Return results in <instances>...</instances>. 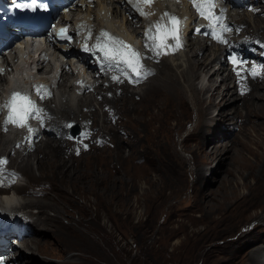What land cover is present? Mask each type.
I'll return each mask as SVG.
<instances>
[{"label":"rangeland","instance_id":"rangeland-1","mask_svg":"<svg viewBox=\"0 0 264 264\" xmlns=\"http://www.w3.org/2000/svg\"><path fill=\"white\" fill-rule=\"evenodd\" d=\"M106 1L98 0L97 4L102 3V5H105L106 7V5L110 2ZM126 1L128 2V0ZM172 1L173 0H153L149 6L152 7L153 10L156 9L158 4V7L162 9V11H158L161 16L165 12L173 14L172 11H174L175 8L176 11L181 9L186 11V6L182 7L181 4ZM259 1V4L262 5L260 7H262L261 9L263 11L264 0L263 2L262 0ZM248 2L249 1H247V3ZM79 3L84 4L85 1L80 0ZM97 4L96 7L91 8V3L88 2L86 5L90 6H86L84 14L86 15V13H88V17H94V13L99 12L101 9V7H97ZM225 4L229 6L227 3ZM154 5L156 6L154 7ZM140 7L143 9L142 5ZM135 8L136 7H133L135 12H138L133 16V21H136L133 25L135 28L139 29V32H137V35L139 34L138 36L135 35V38H131L130 34L124 31L123 28H121L120 32V30L117 29L119 24H121L120 18L117 19L113 17L112 10L109 11L113 17L110 19L111 24L109 25V28L118 33L122 40L129 41L131 46L135 44L136 48H140L137 52L143 57L141 60L143 63H141L143 66L145 65L144 68L152 67V61L146 56L148 55L149 47L145 44V39H147L148 36L144 38L142 31L148 32L146 31V28L149 30V28L155 24L152 22L151 16L152 14H155V10H153L152 14L150 15H141L140 11ZM240 9L241 8H234L231 10L229 12L230 16L228 15L229 17L227 18H229L230 20H228L231 21L232 16L234 17H232L234 20H237L238 18V20H240L243 17L247 33L243 34L244 31L240 30L241 27L239 26L240 29H238L242 31V36L237 34V40L239 41V38L242 37L243 39L249 40L253 43L255 49L252 52V56L249 58L248 56L243 57V54L236 51L237 47L232 49L233 46H236V44L232 46V44L226 43L220 48L227 47V50L236 51V54L234 53L235 56L239 59L245 58L244 61H246V59H253L255 62L253 65L246 64L245 67H240L241 65H239L237 68H234L237 69L235 71H238L239 73L242 72V77L244 75L245 78L252 80V82H255L256 84L259 82L258 77H252L250 70H252L253 66H264V22L261 23L258 20L256 22L254 15L251 13L255 12L252 8V10L250 8H246L245 10ZM101 18L102 17L99 14L97 19L98 23H101ZM104 19L106 22L108 16L107 19ZM185 19L186 18H184L180 24L181 33L183 35L186 34L188 29H190V27H188L185 29V31H182L188 20L186 19L185 21ZM167 20L168 18L165 17V22H167ZM200 20L201 19L191 25L194 28V36L190 35L191 32L188 31L185 41L188 38H195L197 41L209 39V36H203L202 38H197L195 36L197 35L195 33L196 30L202 25V23H199ZM103 21L102 23H104ZM233 24L234 22L231 21V31L228 28V31H230L228 34L229 39H231L230 36L233 34L232 31L236 29L235 25ZM225 35L226 31L224 32L223 36ZM218 36H220L222 39V35ZM212 37L214 38L213 35ZM185 41L183 40V42ZM175 42L177 43L176 40L169 38L167 44L171 43L175 48ZM179 42L182 44V46L176 51L174 50L172 54L175 55V57L176 54L181 55V57H179L178 60H174L175 57L170 53L169 55L167 54V60L170 64H172V70L174 75L177 77V86L181 90V93L178 92L179 96H177L178 94L175 96V101H177V104H175L176 106H174L172 109L166 107L165 111L160 114H163V119H161L162 122L160 125L157 122L158 117L153 119L148 113L151 109L150 99L153 97V90H151V86L154 85L152 84L153 80H155L154 82L156 84L154 87L159 85V82L162 85L160 80L161 78H158V76H162L159 75L160 69H158V67L152 70L148 69L150 70V73H154L155 76L157 75V77L154 76L155 79L153 77L150 82H146L144 85L135 84L128 87L127 92L133 91L131 100L133 99L132 101H135L138 106V109H136L133 114V111H127L126 109L129 106V104H127V100L124 101L118 99L120 100L118 101L116 99L117 96L114 98L111 97V95L114 94V90L117 92L116 88L118 89V87L122 86L120 82L124 81V78L118 82H111V86L110 80H106L107 77H104L108 75L99 73L97 75L102 76L101 78H97L100 79V84H98L97 81H94L95 89L88 91V93L86 92L84 95H78L74 92L73 87L68 85L71 84V78L74 74H78L79 77H83L85 73L82 72L83 70L77 72L75 69L76 67L72 66L73 73L70 74V68L66 66V70L67 72L69 70L70 75L64 76L65 80L62 83L66 84V87H61V85L57 87L56 98L53 101H51L49 98V101L51 102L49 103V106L45 105L44 112L47 113V107L56 109V107H60L62 103L70 104V106L76 110V113H74V115L70 114L71 116L69 117H74V120L80 121L83 124V133L77 138L88 135L86 140L78 139L79 144H75L71 140L65 139L63 137V130L61 135L57 137L58 139L53 142V144L57 143V146L59 147H57L53 152L52 150L49 151L52 152V155H50L52 159L58 160L59 162H64L63 167L61 166L56 172V179L60 183L62 182L65 188H67V196H70L72 193L71 200H69V202L61 200L59 203L60 205L62 204L61 207H64V209L62 207V212L59 211L60 215L62 214L61 219L63 222L61 224H72L74 228H79V230L78 234L70 233V237H73V235H76L77 237L72 240L73 246L70 248L71 250L66 251L65 254L60 256V259H57L58 257L51 258L47 255L41 256L36 252L25 253L28 255L27 261H25L24 264H63L61 261L67 258L70 259L69 261H76L77 258L79 259L78 261H80L79 264H250L249 257L253 253H257L258 255V248L264 246V242L258 238H264V231L259 232V228H256L249 235H247V232L254 224H256V222H259V216L264 214V185L256 189L253 194L252 200H255V204L257 205H249L251 203V199L247 198L245 199L246 201L244 200L240 205H238L236 200L230 197L231 194L229 193L232 191L231 188L235 187V190H237L236 194L242 196V194L246 193V187L241 185L242 181H245V183L251 185L253 184V177L246 178V173L248 170L244 169V165L254 162L256 157L260 155L261 151H264V141L260 146H257V143L264 138V106L262 103L264 96L261 97L260 95V98L255 96L254 99L255 101L257 100V104L262 106H258L255 111L251 109V113L247 111L246 107H239L240 118L237 119V124H239L241 121L240 126L232 124L234 121H236L235 117H232V119L228 118L224 122L221 121L222 118L219 115H216L218 110L215 109L216 107L211 108L209 110L210 113H203L205 114V117L202 119L200 114H202L203 106H205L207 102L203 100L210 93V91H206L204 93V88H209L208 85H211V88H214V85L218 84L220 80L224 78L227 70L230 69L226 67L227 69L225 73H223V71L221 75H215L214 82H211L212 84L206 81L207 75L205 73L199 72L198 70L196 72H188V60L194 59L195 53H198L197 57L200 60H203L204 57H202V51L200 53V51H197L193 48L195 44H190L188 47H185L180 36ZM109 43L113 45L111 40ZM190 48L191 50H189ZM216 49V45H211L207 50L204 51L205 56H207L206 61L213 57V55L216 53ZM124 50L126 51V49ZM244 50L247 52L246 47ZM185 53L188 55L186 56ZM225 55L226 54H222V57ZM164 56H166V54H164ZM59 60H62V58H59ZM53 62L54 61L52 59V64H49L48 69L45 70L46 72H51ZM178 62L182 64L181 66L176 67L175 64L177 63L178 65ZM218 64L217 62H214L213 67L216 68ZM125 67L126 66H124V69H126ZM157 69L158 72H155ZM262 70L264 69H260V73L263 74L264 81V71ZM126 71L128 73L127 75L125 74L126 77L135 76V73H133L131 69H126ZM40 72H42V70ZM44 74L45 73H42V75ZM184 74H186V76ZM4 77L5 82H0V93L5 88L7 84L6 81L10 75L5 76L4 74ZM187 77L189 78V81L185 80ZM232 77L226 83H228L233 90L236 75L234 76L233 74ZM107 82L110 83L109 86L107 85ZM96 84H98L99 87H97L98 85ZM189 84L190 86H194L198 91L202 90L201 94L197 91L198 94L196 93L195 95L197 100H195L193 97L194 94H192L189 90ZM242 84L245 85L244 83ZM171 85L173 86V91H176L174 84ZM64 88H66L67 91L65 92V96L62 97ZM106 89L108 91H112L108 92ZM144 90L147 92V97L145 100L142 99L144 98L142 95ZM243 90L247 91L246 88ZM258 90H260V88H251V91L253 92H259ZM240 91L242 90L240 89ZM103 95L107 98L110 96V99L113 98V102L115 103H110V101L104 100L105 98ZM137 95L139 97H137ZM141 95L143 97H141ZM85 97H87V100L89 97L88 103L86 101L80 102L79 98L84 100ZM99 100L103 104L100 102L98 103ZM78 101L80 104H78ZM83 104H89V106ZM254 104H252V107ZM104 105L105 108H107H103L102 110L101 106L104 107ZM114 106H116V108ZM229 106L231 107L229 104L226 105L223 110H226L225 112L230 115V113L233 112V109L229 110ZM118 108L119 112L117 111ZM93 110L94 116L89 115ZM106 111L109 113V115ZM225 112H223L224 115ZM60 114L61 113L55 114L56 117L51 116L53 120L56 118V122L53 124H57L59 126L63 123L64 126L67 119L64 118V115L61 116ZM84 114H87V116ZM253 114L254 116H252ZM46 115V117H48V114ZM91 118L93 120H91ZM201 119L204 120L209 126L208 131H205L206 136L204 137L207 145H216L217 143L224 144L225 147H231V151H229V158L231 159L227 160V167L226 165H219L217 167L219 170H215L213 174H210V169L212 167H216L219 160L217 158L215 159V157L210 160H206L203 155L204 153L199 150L200 146L198 140L202 139L200 131L205 129L204 127L198 128L201 127L197 125ZM152 120H154V122ZM49 123L51 124V122ZM103 127L105 129H103ZM109 127H112L113 129H110ZM51 128L52 127L49 128V132L53 131ZM142 130L144 131L142 132ZM66 132L68 138H72L69 136L67 130ZM151 133L153 134L150 135ZM236 134L237 137L232 141ZM11 135L12 134L7 132L6 136L8 137L6 138L13 140ZM114 135H118L119 139L116 140ZM47 138L49 140L53 139L51 137ZM5 140L7 143L5 142L0 144V158L3 156L2 152L6 151L9 146L11 147V143L8 142L7 139ZM42 140L43 139L39 141L40 143H38L37 147L33 150L35 152H23L24 154L20 152L19 156L16 155L15 157H12V161L10 160V162L8 161L6 164H4V167L1 165V167H3L2 170H6L8 167L15 171L12 175H8L12 177V179L10 177L12 181L11 186L5 185V180L7 178L0 177V181L3 182L0 184V197H4L0 198L1 201H6L7 195L4 193L8 194L9 199L14 198V202H10L8 204L15 206H20L30 199L39 200L41 203L47 204L52 202L53 198L56 197L58 190H56V188H53L52 190V180H55L41 178L39 176L41 169H39L37 166L38 161L39 164L42 165V162L47 156L45 154L46 147L44 149ZM128 140L131 141V145L127 144ZM0 143H2V141ZM85 145H87L86 148ZM118 147L121 154L124 156L122 161L115 157ZM230 147L228 149H230ZM2 148L4 150H2ZM249 150L250 152H248ZM32 153H34V155ZM240 154L242 157H244L242 158ZM27 158H31L30 161H28L30 162L29 164L31 165L32 169L31 174L35 176V180L28 179V175L21 169L24 166ZM239 158L241 160H239ZM232 159L234 160L232 161ZM16 162L18 164L20 163L19 167L17 166L18 164ZM200 168L204 172L203 178L196 177V174L194 173L195 169ZM42 169L46 170V167H43ZM235 171H239L240 173L237 172V174ZM258 172L259 168L256 165L255 168L253 167V173L257 174ZM1 176L4 175L1 174ZM89 177H96L97 181L95 179V181L91 183H80L76 187L74 184L70 185L71 181H76L78 178L87 179ZM14 178H17L16 185H19V191L13 189L15 186V184L13 185ZM40 186H42V189ZM23 187H25L24 189L26 191L23 190ZM30 193H32L33 196H31L32 194ZM237 205L238 210L236 209ZM18 206H16V208ZM20 208L21 210L27 211V215L28 213L34 215L32 217H28L29 220L31 219L32 221L36 216V211L39 209L37 206H30L29 208L25 209L22 207ZM45 209L50 215L55 213L52 208L46 207ZM31 220L29 221L31 222V226H27L25 223L27 232L26 234H22L19 239L23 237L28 238L35 235V231L38 230V227H35L36 225H34V223L32 224ZM64 231L65 230H62L59 235L54 237V239L62 237L64 235ZM255 238L257 241H254ZM19 239L14 237L10 240L15 241L18 245L17 249L19 248L22 251L24 247H20L18 243ZM50 239L49 247L58 252L60 255L62 251L61 245L58 246L56 243L54 245ZM74 252L77 254L69 255L70 253ZM263 258L264 255L262 256V259Z\"/></svg>","mask_w":264,"mask_h":264},{"label":"bare ground","instance_id":"bare-ground-1","mask_svg":"<svg viewBox=\"0 0 264 264\" xmlns=\"http://www.w3.org/2000/svg\"><path fill=\"white\" fill-rule=\"evenodd\" d=\"M106 1V0H105ZM107 1H110L108 4H109V6H108V4L106 5V7H105V5H102V3H100V4H97V7H101V9H100V11L99 12H97V13H94V19H98V16H99V14L101 15V19H102V21H103V19L104 18H106L107 19V16H108V13H109V11H111L112 10V14H113V17H115V18H117V19H119L120 18V21H121V24H119V26H118V28L117 29H119L120 30V32H121V28H123L124 29V31H126V32H128L129 34H130V36H131V38H135L136 36L135 35H137V32H139V29H137V28H135V26L133 25L136 21H133V16L138 12H135V10L133 9L132 10V6H130L129 5V3L126 1V0H107ZM106 1V2H107ZM126 2V4H121L122 2ZM249 2L247 3V1L246 2H242L241 0H225V2L224 3H227L228 5H229V7L230 8H232V9H234V8H241V9H243V10H245L247 7H249V8H252L253 9V11H255L254 13L253 12H251L253 15H254V17H255V19H256V22H257V20L258 21H260L261 23L262 22H264V19H263V16H264V10L262 11V7H260V6H262L261 4H259V0H248ZM104 2V1H103ZM262 2H263V0H262ZM256 3H258V4H256ZM157 4V3H156ZM127 5V6H126ZM90 5H88L87 7H89ZM142 6H143V11L144 12H146V13H150V14H152V11L153 10H155V14H152L151 16H152V22L153 23H155L156 24V22L158 21V20H160V16H161V14L160 13H158V11H162V9H160L159 7H158V4H157V6L156 5H154V7L156 6V9H153L152 10V7H150L149 5H147V4H142ZM246 7V8H245ZM135 9H137V7L135 8ZM240 9V10H241ZM251 9V10H252ZM255 9V10H254ZM138 10V9H137ZM108 12V13H107ZM240 13V12H239ZM243 13H244V11H243ZM242 13V14H243ZM263 13V14H262ZM88 13H86V16L88 17V15H87ZM119 15H121V16H119ZM230 15V14H229ZM232 15V14H231ZM112 17V18H113ZM229 17V16H228ZM233 17V16H232ZM232 17H231V21L232 22H234V24L233 25H235V28L236 29H238L239 28V26L241 27V29L240 30H242V31H244L243 32V34H245V33H247V31H246V25H245V21H243V17H242V19H240V20H234V19H232ZM89 18V17H88ZM234 18V17H233ZM184 19V18H183ZM229 19V18H228ZM230 20V19H229ZM100 21V20H99ZM102 21H101V23H99V24H103L102 23ZM185 21H186V19H185ZM231 21H228L227 22V24L229 25V26H232L231 25ZM255 21V20H254ZM104 22V21H103ZM139 22V21H138ZM248 22V21H247ZM167 23V22H166ZM111 24V22L110 21H106L105 22V24H103L104 26V31H106L107 33H110L111 34V36H116L119 40H122L121 38H120V36L118 35V33H116V32H114L113 30H111L110 28H109V25ZM118 24V23H117ZM140 24V23H139ZM259 24V23H258ZM105 26H106V28H105ZM132 27H134V28H132ZM189 26H187V25H185L184 27H183V29H182V31H185V29H187ZM139 28V27H138ZM247 29H248V27H247ZM102 29H101V27L99 28V31H101ZM240 30H235L234 32H233V35L232 36H230V38L231 39H229V37H227V43L228 44H232V46L234 45V44H236V47H237V50L236 51H238L239 53H241V54H243L244 56L243 57H245V56H248V58L249 57H251L252 56V52H253V50L255 49V47H254V45L249 41V40H245V39H243L242 37L241 38H239L240 40H242L241 41V44H238L237 43V34H240L241 35V33H242V31H240ZM146 31H148V28H146ZM153 31L155 32V29H153ZM143 32V36H144V38L147 36L146 35V33L147 32H144V31H142ZM224 32L225 31H222V36L224 35ZM141 34V33H140ZM234 34H235V37H234ZM139 35V34H138ZM137 35V36H138ZM226 35H227V33H226ZM142 36V37H143ZM194 36V35H193ZM192 36V37H193ZM242 36V35H241ZM240 37V36H239ZM169 38H171V37H169ZM127 39V38H126ZM169 40V39H168ZM208 40L209 39H204V40H196L195 38L194 39H191V38H188L185 42H183L184 43V45H185V47H188L190 44H195V46H193V48L194 49H196L197 51H200V53H201V51H202V57H204L203 58V60H200L198 57H197V54L198 53H195L194 55H195V57H197V58H195L194 57V59H190V60H188V67H187V70H188V72L189 71H194V72H196L197 70L199 71V72H203V73H205L206 75H207V78H206V81L207 82H214V76L215 75H221L222 74V72L223 73H225V71H226V63L225 62H221L220 60H221V58H226V55L225 56H223L222 57V54H226L225 52L227 51V47H224V48H220V47H218V49H217V54H214L213 55V57L210 59V60H208V61H206V58H207V56H205V50H207L209 47H210V42H208ZM239 40V41H240ZM113 42V41H112ZM124 42V44H125V41H123ZM157 43L159 44V43H163V37L162 36H160V35H158L157 36ZM176 43V42H175ZM108 44L109 45H111L109 42H108ZM145 44L149 47V51H148V55H146L147 56V58L149 59V60H151L152 61V67H148V68H146V69H150V70H152V69H155V68H157L158 67V69H160V74L159 75H162L161 77H159L158 76V78H161L160 80H161V83H162V85L160 84V82H159V85H157L156 87H154L156 84H155V80H153V82H152V84H154L153 86H151L152 88H151V90H153V92H152V94H153V97H152V99H150V104H151V109L149 110V114L152 116V118L153 119H155V118H157V122L159 123V125H160V123L162 122V120L161 119H163L162 117H163V114L162 115H160L161 113H163L164 111H165V109H166V107H168V108H170V109H172L174 106H176L175 104H177L176 102L177 101H175L176 100V98H175V96L178 94V92H180L181 90L179 89V87L177 86V77L174 75V73H173V70H172V64H170L169 63V61L167 60V56L171 53V55H173L172 53L174 52V46L171 44V43H168L167 44V46H166V48H165V51L168 53V55L166 54V56H164V55H159V56H157L152 50H151V45H152V41H151V39L148 37L147 39H145ZM146 45H145V47H146ZM44 46L45 47H47V44H44ZM190 47H192V46H190ZM247 48V52L244 50V48ZM52 50H53V53L54 54H56L58 57H60V58H62V57H65L66 56V54L68 53V52H70L71 54H73V55H77V52H76V50L74 49V48H70V50L68 51V52H63L61 49H60V46H58V45H52ZM145 49V48H144ZM194 49H193V51H194ZM42 50L43 51H47L44 47L42 48ZM189 50H191V48L189 49ZM176 51V50H175ZM236 51H234V50H232V52L233 53H235L236 54ZM204 52V53H203ZM41 53V52H40ZM46 54H47V52H45ZM176 53V52H175ZM174 53V54H175ZM194 53V52H193ZM186 54V53H185ZM49 55V54H48ZM188 54H186V56H187ZM56 56V57H57ZM97 56L101 59V60H105V58L103 57V55H102V53H98L97 54ZM145 56V57H146ZM174 57H175V55H173ZM179 57H181V55H178V54H176V57L174 58V60L175 59H179ZM189 57V56H188ZM242 57V58H243ZM262 57V56H261ZM147 59V60H148ZM258 60V59H257ZM5 61H6V65H5V68L7 69L8 67H11V70H13V69H15V75H16V77L19 79V81H22V82H25L27 79L26 78H29V79H31L30 77H37L38 76V74L39 73H42V72H40L42 69H44V68H46L49 64H50V59L49 60H46L45 59V57L42 55V54H34V55H32V56H29V58H27L26 60H24V61H22L19 65H17V66H15L14 68H13V65L11 66V64L9 63V61L7 60V59H5ZM72 60H70V62H67V60H65V61H63V59L62 60H59V58L58 59H56V64H55V70H57L58 68H62V69H64V66L66 65V64H69V65H71V67L73 66V67H76L75 66V63H73V62H71ZM219 61H220V63H219ZM225 61V60H224ZM142 63H143V61H141ZM214 62H217V63H219V65L215 68V67H213V63ZM255 62H254V60L253 59H250V60H248V59H246V61H244L242 64H241V66L240 67H245V65L246 64H251V65H253ZM180 64V62H178V65H177V63L175 64L176 65V67H179V66H181V64ZM51 65V64H50ZM149 65V64H148ZM145 66V65H144ZM239 65H231V68H230V70H227V72H226V74H225V76H224V78H222V80H220V82L218 83V84H215L214 85V88H211V85H208L209 86V88L208 87H205L204 88V93L206 92V91H210V93H209V95L207 96V97H205L204 98V100L203 101H207L206 102V105L205 106H203V109H202V114H200L201 115V117H202V119H204V117H205V114H203V113H206V112H209V110L211 109V108H214V107H216L215 109H218L217 110V112H216V115H219L221 118H222V120L221 121H225V120H227L228 118H231L232 119V117H235V119H236V121H234V123H232L233 125H239L240 126V122H239V124H237V119L238 118H240V116H239V107L240 106H243L244 108L246 107V109H247V111L248 112H250L251 111V109H253V111H255L256 109H257V107L258 106H262V105H260V104H257V100L255 101V96H257V98L261 95V97L262 96H264V81H263V74L262 73H260L259 75H256V76H253L252 75V77H258V81L260 82H258V83H256L255 84V82L253 83L252 82V80H249L248 78H245L244 77V75H243V77H242V72H238V71H235V70H237V69H235V68H237ZM69 67V66H68ZM235 67V68H234ZM70 68V67H69ZM126 68V67H125ZM34 69H35V71H34ZM48 69V67L46 68V70ZM127 69V68H126ZM125 69V70H126ZM158 69L157 70H155V72H158ZM245 70V69H244ZM95 71V70H94ZM251 71V70H250ZM262 71H264V70H262ZM66 72L67 71H65V70H62L61 71V77L64 75V74H66ZM68 72H69V70H68ZM82 72H84V71H82ZM71 73H73V70L72 69H70V74ZM85 73V72H84ZM101 74H103L104 73V75L106 74L105 73V71L104 70H102L101 72H100ZM238 73H239V75H238ZM156 74V73H155ZM183 74V73H182ZM233 74H234V76L236 75V77H235V83H234V89L232 90L231 89V86L228 84V83H226V82H228V80L233 76ZM185 76H186V74H184ZM5 76H6V74H5ZM41 77L43 76V75H40ZM155 75H154V73L152 74H149V75H147L146 76V78H144V79H141L140 80V82H138V83H136V82H130V80H129V77H127V78H125L124 79V81H122V82H120V84L122 85V86H120V87H118V85H117V87H118V89L116 88V91L117 92H115V90H114V94L113 95H111V97H116L117 96V100L118 99H121V100H127V104H129V106L126 108L127 109V111H133V114H134V111L136 110V109H138V106H137V103H135V101H132L131 100V96L133 95V91L132 92H127L128 91V87L130 86V85H135V84H137V85H141V84H145L146 82L148 83V82H150L151 81V79L154 77ZM183 76V75H182ZM98 77H102L101 75L100 76H98V75H96L95 77H94V79L95 80H98L97 78ZM134 77V76H133ZM155 77H157V75L155 76ZM155 77H154V79H155ZM157 78V79H158ZM233 78V77H232ZM156 79V80H157ZM106 80H107V78H106ZM122 80V79H121ZM185 80L186 81H189V78L187 77V78H185ZM1 81H3V82H5V77H4V75H1L0 74V82ZM7 82V81H6ZM9 82V81H8ZM100 82V81H99ZM157 82V81H156ZM66 83H67V81H66ZM97 83H98V81H97ZM111 83V82H110ZM211 83V84H212ZM242 83H244L245 85H243ZM2 84V83H1ZM9 84V83H8ZM7 84V85H8ZM98 84H100V83H98ZM98 84H96V85H98ZM106 84V83H105ZM119 84V83H118ZM171 84H174V86L176 87V91H173V86L171 85ZM12 84H9V87L11 86ZM61 85V87L63 86V87H66V84H63V83H61L60 84ZM59 85V86H60ZM65 85V86H64ZM108 85V84H107ZM116 85V84H115ZM1 86V85H0ZM68 86H71V84H69ZM103 86V85H102ZM109 86V85H108ZM171 86V87H170ZM6 87V86H5ZM72 87V86H71ZM97 87H99V85L97 86ZM133 87V86H132ZM188 87H190V91H191V93L192 94H194V98H195V100H197V97H195V95H196V93L198 94V92L201 94V92H202V90H197L194 86H190V84L188 85ZM222 87H223V89H222ZM252 87H254V89L255 88H260V90H258L259 92H253V91H251V88ZM105 88V87H104ZM246 88V90L247 91H244L243 89H245ZM93 89H95L94 88V86H93ZM111 89V88H110ZM113 89V88H112ZM240 89L242 90V91H240ZM104 90V89H103ZM107 90V89H106ZM67 90H66V88H64V91H63V93H62V97H64L65 96V92H66ZM108 91V90H107ZM112 91V90H111ZM111 91H108V92H111ZM198 91V92H197ZM105 92V91H104ZM142 92V91H141ZM183 92V91H182ZM88 93V92H87ZM96 93V92H95ZM107 93V92H106ZM113 93V92H112ZM181 93V92H180ZM104 94V93H103ZM140 94V93H139ZM183 94V93H182ZM84 95V94H83ZM98 95V94H97ZM110 95V94H109ZM135 95V94H134ZM142 95L144 96V98H142V99H146V97H147V92L144 90L143 92H142ZM141 95V97H143ZM203 95V94H202ZM104 96V95H103ZM177 96H179V94L177 95ZM134 97H136V96H134ZM137 97H139L138 95H137ZM141 97H140V99H141ZM181 97V96H180ZM201 97V96H200ZM87 97H85L84 98V100L82 99V98H79L80 99V102L81 101H86L87 103H88V100H89V97H88V100L86 99ZM104 100H106V101H110V103H115V102H113L114 100H113V98H111L110 99V96H108V98L107 97H105L104 96ZM260 98V97H259ZM137 99V98H136ZM178 99V98H177ZM182 99V98H181ZM241 99H243V100H241ZM97 100V99H96ZM138 100H139V98H138ZM183 100V99H182ZM260 100V99H259ZM118 101H120V100H118ZM140 101H142V100H140ZM199 101V100H198ZM79 102V101H78ZM80 102L78 103V104H80ZM100 102V100L98 101V103ZM121 102H123V101H121ZM240 102H241V104H240ZM251 102H252V104H254V103H256V104H254L253 105V107H252V104H251ZM100 103H102V102H100ZM105 103V102H104ZM117 103V102H116ZM126 103V102H125ZM140 103V102H139ZM142 103V102H141ZM261 103V102H260ZM263 106H264V100H263ZM103 104V103H102ZM109 104V103H108ZM126 104V105H127ZM231 105V107L229 108V110H231V109H233V112L232 113H230V115L227 113V112H225L226 110H223V108L224 107H226V105ZM51 105V104H50ZM83 105H86V106H89V104L87 105V104H83ZM82 105V106H83ZM92 105V104H91ZM110 105V104H109ZM117 105H119V104H117ZM125 105V106H126ZM144 106V105H143ZM56 107V106H55ZM115 108H116V106H114ZM119 107V106H118ZM252 107V108H251ZM91 108V107H90ZM89 108V109H90ZM101 108H102V110H103V108H105V105H104V107L103 106H101ZM107 108V107H106ZM105 108V109H106ZM109 108V107H108ZM176 108V107H175ZM87 109V108H86ZM93 109V108H92ZM96 109V108H95ZM110 109V108H109ZM112 109V108H111ZM124 109V108H123ZM199 110V109H198ZM46 111H47V113L46 112H43L42 114H43V116H44V114L46 113V114H48V117H47V123L48 124H50L49 122H51V124H52V127L55 125V130H56V132H49L50 134L48 135V136H46L45 135V133H44V130L43 129H41V131L40 132H42L43 134H44V141L42 140V145H43V147H44V149H45V147H46V158L44 159V161L42 162V165L41 164H39V161H38V168L39 169H41V173H40V177L41 178H49L50 180H52V179H54L55 181H53L52 180V182H53V186H52V190H53V188L55 189L56 188V190H58V193H56L57 195H56V197H54L53 198V200H52V202H49V203H47V204H44V203H41L39 200H33V199H30V200H27L24 204H22V205H20V206H18V205H16V206H18L17 208H16V206L15 205H10V204H8V203H12V202H14V198L13 199H9L8 198V194L7 193H4V194H6L7 196H6V201H1L0 200V209H3V210H5V211H8V210H10V209H12L13 210V214H17L16 212L18 211V212H21L22 210H21V208L20 207H22L23 209H25V208H29L30 206H37L39 209H38V211H36V213H35V218H34V220L32 221V224L34 223V225H36L35 227H38L37 229L38 230H36L35 231V235H33V236H31V237H28V238H26V237H23V238H21V239H19L18 240V243H19V245H20V247H24L23 249H24V251H23V249H22V251H21V249H17V250H15V252H17L18 253V255H17V257H16V260L20 263H22V264H24L25 263V261H27V255L25 254V253H39L41 256H43V255H47V256H49V257H51V258H57V259H60V256H62L63 254H65L66 253V251H68V250H71L70 248H72V246H73V241L72 240H74L77 236L76 235H73V237L71 236L70 237V233H72V234H75V233H77L78 234V230H79V228H74L73 227V225L72 224H69V225H62L61 223L63 222L62 221V214L60 215V213H59V211H61L62 210V207H61V205L59 204L60 202H61V200H63V201H67V202H69V200H71V195H72V193L70 194V196H67V188H65V186L62 184V182L60 183L57 179H56V172H57V170L58 169H60V167L62 166L63 167V165H64V162H59L58 160H54V159H52V157H50V155H52V152L57 148V147H59V146H57V143H54L53 144V142L55 141V140H57L58 138L57 137H59L60 135H61V132H63V127H62V125H57V124H53V123H55L56 122V118L53 120V118L51 117V116H55L56 117V115L55 114H57V113H61L60 115L62 116V115H64L63 117L64 118H66L68 121L69 120H74V117L73 118H70L69 116H71L70 114H73L74 115V113H76L75 111V109L74 108H72L71 106H70V104H67V103H62L61 105H60V107L58 106V107H56V109L55 108H52V107H47V109H46ZM87 111V110H86ZM105 111V110H104ZM108 111V110H107ZM106 111V112H107ZM117 111L119 112V108L117 109ZM167 111H169V110H167ZM106 112H105V114H106ZM109 112V111H108ZM107 112V113H108ZM118 112H116V113H118ZM121 112V111H120ZM147 112V111H146ZM200 112V111H199ZM223 112H225V115L223 114ZM245 112V111H244ZM263 112V111H262ZM86 113V112H85ZM89 113V112H88ZM87 113V114H88ZM93 113H94V110L93 111H91L90 112V114L89 115H91V116H94L93 115ZM125 113V112H124ZM132 113V112H131ZM166 113V112H165ZM210 113V112H209ZM209 113H208V115H209ZM251 113V112H250ZM87 114H86V116H87ZM104 114V115H105ZM119 114H121V113H119ZM118 114V115H119ZM135 114H136V112H135ZM168 114H171V113H168ZM77 115H79V114H77ZM85 115V114H84ZM98 115V114H97ZM108 115H109V113H108ZM122 115V114H121ZM124 115V114H123ZM127 115V114H126ZM207 115V114H206ZM248 115H250V114H248ZM257 115V114H256ZM47 116V115H46ZM58 116V115H57ZM139 116V115H138ZM172 116V115H171ZM252 116H254V114L252 115ZM97 117V116H96ZM134 118H136L135 116H133ZM147 117V116H146ZM200 117V118H201ZM45 118L46 117H44V120H45ZM85 118V117H84ZM112 118V117H111ZM131 118V117H130ZM133 118V119H134ZM141 118V117H140ZM150 118V117H149ZM148 118V119H149ZM247 118V117H246ZM76 119V118H75ZM86 119V118H85ZM84 119V120H85ZM200 120L199 122H198V126H201V127H198V128H205V129H202V131H200L201 132V136H202V139L201 140H198V142H199V146H200V148H199V150H201V152L202 153H204L203 155H204V158L207 160V159H212V158H214L215 157V159L217 158L219 161H218V164H217V166L216 167H212L211 169H210V174H213V172H215V170H219L217 167L220 165V166H224V165H226L227 164V160L228 159H231V158H229L230 156V152L229 151H231V147H230V149H228L229 147H225V145L224 144H217L216 143V145L215 144H212V145H207V142H206V140H205V136H206V132L205 131H208V125H207V123L204 121V120ZM44 120H43V122H42V125H43V123H44ZM52 120H53V122H52ZM88 120H89V117H88ZM91 120H93L92 118H91ZM104 120H105V118H104ZM119 120V119H118ZM121 120V119H120ZM131 120V119H130ZM63 121V120H62ZM85 121H87V120H85ZM103 121V120H102ZM111 121V120H110ZM114 121V120H113ZM149 121V120H148ZM153 122H154V120H152ZM91 122V121H90ZM121 122V121H120ZM135 122V121H134ZM249 122V121H248ZM254 122V121H253ZM99 123V122H98ZM113 123V122H112ZM50 124V125H51ZM63 124V123H62ZM102 124V123H101ZM100 124V125H101ZM115 124V123H114ZM140 124V123H139ZM145 124H147V123H145ZM242 124V123H241ZM152 125H154V124H152ZM249 125V124H248ZM252 125V124H251ZM255 125H257V124H255ZM102 126V125H101ZM242 126V125H241ZM258 126V125H257ZM3 126L0 124V128H2ZM106 127H108V126H106ZM115 127V126H114ZM148 127V126H147ZM102 128V127H101ZM110 129H113L112 127H109ZM123 128V127H122ZM130 128V127H129ZM239 128H241V127H239ZM103 129H105L104 127H103ZM107 130V129H106ZM105 130V131H106ZM240 130V129H239ZM256 130V129H255ZM144 130H142V132H143ZM156 131V130H155ZM158 131V130H157ZM259 131V130H258ZM87 132V131H86ZM106 132H108V131H106ZM131 132V131H130ZM252 132V131H251ZM150 133V132H149ZM153 133H151L150 135H152ZM155 134V133H154ZM245 134V133H244ZM9 135V134H8ZM12 136V135H11ZM91 136V135H90ZM156 136V135H155ZM6 137H8V136H6V134H4L3 133V131H1V129H0V142L2 141V143H0V144H3V143H5L6 142V140L5 139H7V141L8 142H12V140L10 139L9 140V138H6ZM39 137V135H35L33 138H32V142L33 143H35L36 141V138H38ZM47 137H51V138H53L52 140H49L48 138L46 139ZM114 137L116 138V140H118L119 139V136L118 135H114ZM154 137V136H153ZM234 137V136H233ZM237 137V134H236V136L232 139V141L235 139ZM12 138V137H11ZM112 138V137H111ZM232 138V137H231ZM148 139H150V138H148ZM154 139H155V137H154ZM86 140V139H85ZM108 140H110V139H108ZM37 141H41V140H37ZM259 141V140H258ZM264 141V138H263V140H260L258 143H257V146H260L261 145V143ZM128 143L127 144H129V145H131V141L130 140H128L127 141ZM7 143V142H6ZM40 143V142H39ZM70 144V143H69ZM264 144V143H263ZM239 145V144H238ZM9 146V145H8ZM67 146V145H66ZM2 147H3V145H2ZM6 147H7V145H6ZM10 147V146H9ZM20 147L21 146H19L18 145V149L17 150H19L20 149ZM114 147V146H113ZM195 147V146H194ZM233 147V146H232ZM240 147H242V146H240ZM263 147V146H262ZM1 148V147H0ZM116 148V147H115ZM236 148V147H235ZM243 148V147H242ZM6 149V148H5ZM90 149V148H89ZM88 149V150H89ZM234 149V148H233ZM2 150H4L3 148H2ZM37 150V149H36ZM50 150H52V152H49ZM87 150V151H88ZM80 151V150H79ZM32 152V151H31ZM33 152H35V151H33ZM248 152H250V150L248 151ZM257 152V151H256ZM3 153V152H2ZM115 153V152H114ZM258 153H259V151H258ZM24 154V153H23ZM33 155H34V153H32ZM76 154V153H75ZM235 155V154H234ZM241 155V154H240ZM253 155V154H252ZM12 156L13 157H15L14 156V154H12ZM12 156H11V159H13L12 158ZM22 156V155H21ZM263 156V157H262ZM115 157L118 159V160H120V161H122L123 160V158H124V156L121 154V152H120V149H119V147H118V151L116 152V154H115ZM194 157V156H193ZM235 157H237V156H235ZM241 157H242V155H241ZM244 157V156H243ZM242 157V158H243ZM253 157V156H252ZM17 158V157H16ZM24 158V157H23ZM126 158V157H125ZM31 159V158H30ZM30 159H28L27 158V160H26V162H25V164H24V166L21 168L23 171H24V173H26L27 175H28V179H30V180H35V176L34 175H32L31 174V171H32V169H31V165L29 164L30 162ZM126 159H128V158H126ZM195 159V158H194ZM29 160V161H28ZM234 159H232V161H233ZM239 160H241L240 158H239ZM250 160V159H249ZM12 161V160H11ZM16 161V160H15ZM21 161H22V159H21ZM73 161V160H72ZM236 161V160H235ZM10 162V161H9ZM243 162V161H242ZM17 163V162H16ZM22 163H23V161H22ZM245 163V162H244ZM14 164V163H13ZM18 164V163H17ZM20 164V163H19ZM19 164L17 165L18 167H19ZM246 164V163H245ZM16 165V164H15ZM22 165V164H21ZM228 165V164H227ZM227 165H226V167H227ZM258 166V168H259V172L256 174V173H253V167L255 168V166ZM3 167H4V165H2ZM13 166V165H12ZM16 166V167H17ZM66 166V165H65ZM215 166V165H214ZM11 167V166H10ZM14 167V166H13ZM21 167V166H20ZM43 167H46V170L44 169H42ZM237 167V166H236ZM1 168V167H0ZM8 168V167H7ZM68 168V167H67ZM244 169H247L248 170V172L246 173V178H249V177H253V184L251 185V184H248V183H245V181H242V183H241V185L242 186H245L246 187V193H244V194H242V196L241 195H237L236 193H237V190H235V187L234 188H231L232 189V191H231V193H229V194H231L230 195V197L232 198V199H235L236 200V202H237V204L238 205H240L241 204V202L242 201H244L246 198L247 199H251V203L249 204V205H254L255 203H256V201L255 200H252V198H253V194H254V192H255V190L256 189H258V188H260V187H262L263 185H264V151H261V153H260V155L259 156H257L256 157V159L254 160V162H252L251 164H246V165H244ZM15 170V169H14ZM209 170V169H208ZM231 170V169H230ZM237 170V169H236ZM240 170V169H239ZM241 171V170H240ZM15 172V171H14ZM94 172V171H93ZM228 172V171H227ZM234 172V171H233ZM236 173L237 172H239V171H235ZM194 173L196 174V177H198V178H203L204 177V172H203V170L200 168V169H195V171H194ZM240 173V172H239ZM18 174V173H17ZM22 174H23V172H22ZM83 174V173H82ZM231 174V173H230ZM238 174V173H237ZM253 174V175H252ZM18 175H20V174H18ZM80 175V174H79ZM78 175V176H79ZM91 175H92V173H91ZM23 176V175H22ZM75 176H76V174H75ZM86 176V175H85ZM89 176V175H88ZM94 176V175H93ZM202 176V177H201ZM73 177V176H72ZM77 177V176H76ZM12 178V177H11ZM64 178V177H63ZM27 179V178H26ZM95 179H96V177H89V178H87V179H76V181H71L70 182V185L71 184H74L75 185V187L77 186V185H79L80 183H91V182H93V181H95ZM96 181H97V179H96ZM78 182V183H77ZM102 182V181H101ZM96 183V182H95ZM98 183H100V182H98ZM109 184V183H108ZM238 184V183H237ZM240 184V183H239ZM26 185V184H25ZM24 186V185H23ZM229 186V185H228ZM38 187V186H37ZM41 187V189H42V186H40ZM25 187H23V190L24 191H26L25 189H24ZM35 188V187H34ZM74 188V187H73ZM13 189H15V190H17V191H19V189H20V187H19V185H15L14 187H13ZM27 189L29 190V188L27 187ZM47 190V189H46ZM228 190V189H227ZM33 191V190H32ZM35 191V190H34ZM40 191V190H39ZM75 191V190H74ZM73 191V192H74ZM35 192H37V191H35ZM41 192V191H40ZM33 193V192H32ZM32 193H30V194H32ZM27 194V193H26ZM25 194V195H26ZM36 194V193H35ZM34 194V195H35ZM39 194V193H38ZM210 194V193H209ZM228 194V195H229ZM219 195V194H218ZM31 196H33V194L31 195ZM36 196H38V195H36ZM50 196V195H49ZM53 196V195H52ZM59 196V197H58ZM248 196V197H247ZM0 198H4V197H0ZM52 199V198H51ZM243 199V200H242ZM246 201V200H245ZM231 203V202H230ZM59 204V205H58ZM259 204V203H258ZM238 205L236 206V209L238 210ZM255 205H257V204H255ZM58 206V207H57ZM46 207H48V208H52L54 211H55V213L53 214V215H50V214H48V212H47V210L45 209ZM63 209H64V207H63ZM62 212V211H61ZM27 213V212H26ZM32 216H34L33 214H28L27 215V217H32ZM263 218H264V214H262V215H260L259 216V218H258V220H259V222H256V224H254L249 230H248V232H247V235H249L250 233H252L256 228H259V232H261V231H264V222H263ZM257 219V218H256ZM31 220V219H30ZM29 220V221H30ZM31 222H27L26 223V225L27 226H31V224H30ZM79 224V223H78ZM34 227V228H35ZM29 228V227H28ZM43 229V230H42ZM62 230H65L64 231V235L62 236V237H59V238H55L54 239V237L55 236H57V235H59L60 234V232L62 231ZM50 232V233H49ZM264 233V232H263ZM245 234V233H244ZM264 235V234H263ZM43 236H44V238H43ZM50 236H51V239H50ZM264 237V236H263ZM49 239L52 241V243L55 245V243L56 244H58V246L59 245H61V248H62V251H61V253H60V255L58 254V252H56V251H54L53 249H51L50 247H49V244H50V241H49ZM259 240H261V241H263L264 242V238L263 239H261V237L260 238H258ZM254 241H257V239L255 238L254 239ZM11 242V241H10ZM75 243V242H74ZM255 243V242H254ZM75 245V244H74ZM18 246V245H17ZM17 246L15 245V244H13V243H9L8 244V248H10V249H16L17 248ZM75 247V246H74ZM73 247V248H74ZM58 248V247H57ZM26 249H28V250H26ZM60 249V248H59ZM259 249V253H258V255H257V253L256 254H252L250 257H249V260H250V264H264V259H262V256L264 255V246H261V247H259L258 248ZM255 251V250H254ZM77 253L76 252H74V253H70L69 255H76ZM38 257V256H37ZM50 258V259H51ZM73 258H75V257H73ZM70 259L69 258H67V259H64V260H62L61 262L63 263V264H79L80 263V261H78L79 259H77L76 258V261H69ZM73 260V259H72Z\"/></svg>","mask_w":264,"mask_h":264},{"label":"snow or ice","instance_id":"snow-or-ice-1","mask_svg":"<svg viewBox=\"0 0 264 264\" xmlns=\"http://www.w3.org/2000/svg\"><path fill=\"white\" fill-rule=\"evenodd\" d=\"M153 2V0H137V9L140 11L141 15H150V13H146L143 11V9L140 7V4H147L150 5ZM193 5L197 8V11L201 16H204L206 19L214 20L216 25L218 27H221V31H227L229 30L226 25H221V19L220 16H212L209 13L214 8L215 3L214 0H192ZM35 0H33V4L29 5V7H35ZM165 17L168 18L167 23L165 22ZM181 24V20L179 17L170 14V13H163L160 17V20L156 22L153 26H151L146 33V35L151 39L152 45L151 50L157 55H164L168 54L165 51V48L167 46V41L169 37L171 39L176 40V46L173 50H177L179 47L182 46L179 42V26ZM155 29V32L153 31ZM214 38L220 40V42H223L220 36H218L215 32L212 33ZM60 37L62 39H70L66 35V29H61L59 33ZM160 35L163 37V43H157V36ZM90 36V32H89ZM101 37H107L109 40L113 41V46L109 47L106 44H102L99 42L95 45V47L99 48L103 53L105 59H112L116 60L119 59L121 63H124L126 65L127 69H131L133 73H135V76H130L129 80L130 82H140L141 79L146 78L147 75L151 74L150 70L145 69L143 64L141 63V60L143 57L136 52L134 49L131 48L130 45H125L123 41H120L116 37H112L110 33H107L104 30H101L100 33ZM127 49V53H125L123 50ZM236 63V61H233ZM260 69H264V66H253L251 70V75L256 76L260 74ZM2 71V70H0ZM125 74L127 75V71H125ZM239 75V73H238ZM114 80H118V77H113ZM46 86L44 85H35L34 88L37 91V95H40L43 99L42 90L45 89ZM7 109V116L5 117V120L3 121L4 129L7 130V126L9 124H12L17 127H28L29 132H32V129L30 126L27 125V119L31 116H37L38 114L42 113V109H40L36 102L31 99V97L27 93H21L13 91L11 93L10 98L3 104L0 105V111ZM70 126V125H69ZM87 145H85V148ZM7 163L6 158H0V165H4ZM3 182L0 181V184Z\"/></svg>","mask_w":264,"mask_h":264}]
</instances>
